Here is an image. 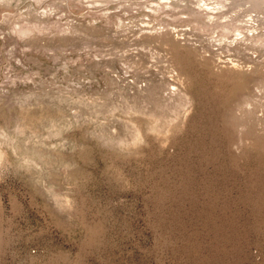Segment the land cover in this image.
<instances>
[{
    "label": "rangeland",
    "instance_id": "rangeland-1",
    "mask_svg": "<svg viewBox=\"0 0 264 264\" xmlns=\"http://www.w3.org/2000/svg\"><path fill=\"white\" fill-rule=\"evenodd\" d=\"M0 264H264V0H0Z\"/></svg>",
    "mask_w": 264,
    "mask_h": 264
}]
</instances>
